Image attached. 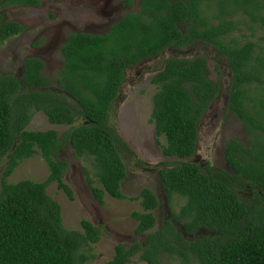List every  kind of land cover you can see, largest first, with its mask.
<instances>
[{"label": "trees", "instance_id": "obj_1", "mask_svg": "<svg viewBox=\"0 0 264 264\" xmlns=\"http://www.w3.org/2000/svg\"><path fill=\"white\" fill-rule=\"evenodd\" d=\"M0 4L39 5L40 0ZM139 8L104 34L69 35L58 78L64 91L50 85L39 57L25 59L21 76L0 71V264H90L100 226L84 218L82 229L66 227L60 202L48 192L56 182L74 198L64 180L68 162L59 152L69 144L92 162L102 184L93 188L97 199L103 201L106 193L128 198L122 190L125 159L138 169L150 165L122 139L111 117L127 68L160 55L164 67L152 78L158 86L152 119L156 134L166 140L163 153L180 159L162 163L161 189L168 199L177 194L185 201L154 229L159 197L142 188L134 198L143 210L132 216L138 220L135 232L147 237L129 247L116 244L106 264H138L135 256L148 264H166L164 257L178 264H264V0H140ZM243 13L251 36L260 32L257 39L233 36L244 21L235 18ZM24 29L0 11V45ZM195 42L220 51L229 70L226 85L210 79L206 54L179 53ZM219 99L249 133L248 143L232 138L227 144L232 171L210 160L196 162L199 127ZM37 110L51 123L71 127L63 134L55 128L30 129ZM38 152L49 166L46 179L10 181L16 168Z\"/></svg>", "mask_w": 264, "mask_h": 264}, {"label": "rangeland", "instance_id": "obj_2", "mask_svg": "<svg viewBox=\"0 0 264 264\" xmlns=\"http://www.w3.org/2000/svg\"><path fill=\"white\" fill-rule=\"evenodd\" d=\"M139 1L133 0L131 4H127L126 0H40L39 5L0 4V11L2 10L5 19L19 21L25 26L20 34L8 38L0 45V71L21 76L25 59L29 56L39 57L44 63L42 74L50 80V85L64 91L58 78L64 64L62 46L69 35L80 31L104 34L126 13L138 11ZM246 18L244 13L236 16V20L244 21L239 25L240 29L234 31L233 36L239 39H257L260 32L257 31L255 36H251L253 31L249 28L250 21ZM181 52L189 56L206 54L210 79L214 82L221 81L223 85L228 83V67L224 59L218 56L220 51L215 46L195 42L179 53ZM164 58V55H160L127 68L123 95L120 103L114 107V118L111 117V121L116 122L122 139L141 160L150 165L148 168L138 169L130 158L125 159L128 175L122 183V190L128 198L118 199L106 193L103 201H100L94 195L93 188L102 187V184L95 174L92 162L83 156H77L69 144L59 152V157L68 162L64 180L72 189L74 198H69L56 182L48 186V192L60 202L66 227L82 229L81 220L84 218L100 226L101 237L94 244L92 253L95 255L90 259V264H106L113 257L118 243L129 247L135 241H145L147 232H135L138 220L132 216L133 211L143 210L140 200L134 198L142 188H151L159 197L160 204L153 210L156 216L154 229L160 228L165 217L172 213V210H178L185 201L177 194L171 200L168 199L161 189L159 177V168L164 166L163 162L180 160L163 153L162 143H166V140L156 134L152 119L153 96L158 90L152 78L164 67ZM219 66L220 72L217 69ZM70 127L69 124L51 123L42 110L35 111L28 124V128L34 130L55 128L59 134H63ZM232 138L248 143L249 133L240 117L228 112L225 101L219 99L199 127L196 162L210 160L213 165L232 171L225 158L227 144ZM48 174V163L38 152L25 159L9 180L14 182L29 178L41 181L46 179ZM133 261L148 264L138 256L133 257ZM163 261H169L166 264H178L176 259L167 260L164 257Z\"/></svg>", "mask_w": 264, "mask_h": 264}, {"label": "flooded vegetation", "instance_id": "obj_3", "mask_svg": "<svg viewBox=\"0 0 264 264\" xmlns=\"http://www.w3.org/2000/svg\"><path fill=\"white\" fill-rule=\"evenodd\" d=\"M128 4V3H127Z\"/></svg>", "mask_w": 264, "mask_h": 264}]
</instances>
